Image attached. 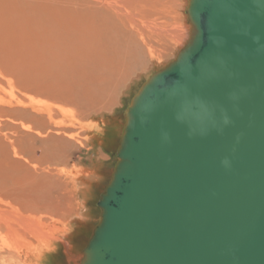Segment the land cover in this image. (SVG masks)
<instances>
[{"label":"water","instance_id":"95a60500","mask_svg":"<svg viewBox=\"0 0 264 264\" xmlns=\"http://www.w3.org/2000/svg\"><path fill=\"white\" fill-rule=\"evenodd\" d=\"M131 101L80 264H264V0H189Z\"/></svg>","mask_w":264,"mask_h":264},{"label":"rangeland","instance_id":"374dc122","mask_svg":"<svg viewBox=\"0 0 264 264\" xmlns=\"http://www.w3.org/2000/svg\"><path fill=\"white\" fill-rule=\"evenodd\" d=\"M94 2L0 0V264H69L68 243L84 252L126 111L190 32L189 0H115L104 21ZM97 162L105 178L86 203L70 173Z\"/></svg>","mask_w":264,"mask_h":264},{"label":"bare ground","instance_id":"6f19581e","mask_svg":"<svg viewBox=\"0 0 264 264\" xmlns=\"http://www.w3.org/2000/svg\"><path fill=\"white\" fill-rule=\"evenodd\" d=\"M95 3L97 6L96 8L98 9V10H96L97 11L96 13L98 15V16L96 15V19H101V21H104L106 18L109 17L106 14H111L110 10H114L116 12V8L114 5L117 2H115V0H112V1L111 0H96V2H94V4ZM100 15H102V16L100 17ZM189 34H190V32L187 35H185V37L182 39V42L180 44L181 48L184 47L185 44L187 43V41L189 39ZM117 126L118 125L115 124V127H117ZM119 130H121V128ZM103 142L104 141L102 140L101 144H103ZM110 143H111V145H114L116 142L114 140V141H109V144ZM114 146H116V145H114ZM101 165H102V162H97L95 165H93L91 167L92 169H87L83 172L82 171H73L72 173H70V174H72L73 177H75L78 180L79 186H80L81 196L83 197L82 199L86 203L92 197V194H93L92 191H93V189H95V187H96L95 185L99 184L102 181V179L105 178L103 176V174L101 173L102 172L101 171ZM86 203H84V204H86ZM88 213H89V215L93 214L91 210L88 211ZM25 225L28 226V230H30L31 234H33L35 236L40 237V236L46 235V233H44L40 227H36L35 224H31L30 222L25 221ZM64 248H65V252L67 254V259H68L69 264H74V263L78 264L81 261V259L83 258V253L77 252V249L75 248V246L71 245V243L64 245ZM7 260H10V259H7ZM7 260H6V264H9L10 262H7ZM11 263H13V262H11ZM59 263H60V257L55 255L54 257L48 258L47 262L44 264H59Z\"/></svg>","mask_w":264,"mask_h":264}]
</instances>
